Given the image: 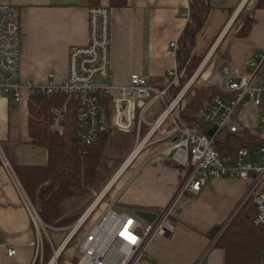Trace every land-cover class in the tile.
<instances>
[{
	"label": "built area",
	"instance_id": "2783aa9c",
	"mask_svg": "<svg viewBox=\"0 0 264 264\" xmlns=\"http://www.w3.org/2000/svg\"><path fill=\"white\" fill-rule=\"evenodd\" d=\"M110 13V8L103 5L88 9L87 43L69 49L67 72L62 80L56 82L53 74L49 73L43 83H24L18 78L21 55L20 10L15 5H0L2 95L18 104L28 101L31 95L44 98L63 96L64 101L50 109L47 124L49 134L58 137L65 135L66 118L70 110H73L77 147L82 154L109 130L134 133L137 142L125 161L130 160L126 166L128 168L143 155L134 175L146 162L154 158L170 162L183 175L176 196L166 207L155 212L156 216L151 223L145 222L141 225L134 213L116 212L113 209L115 200L108 202L98 219L77 242L75 264H146L139 259L146 253L150 243L156 238L169 237L174 233L175 227L171 219L178 200L186 194L197 195L204 183L210 179L248 182L245 200L249 199L254 206L252 224L255 227H264V50L249 58L243 69L225 67L221 74H210L212 85L221 88L224 96H214L206 109L199 114L200 123L206 130L204 133H196L172 116L174 110L181 109L183 97L194 76L173 96L169 95V91L177 84L176 65L165 72L162 88L151 85L146 77L138 73L130 74L127 82L123 84L113 81ZM176 47L177 43L170 44L173 52ZM209 57L196 71L195 78L202 72ZM165 97H171L170 101ZM158 104L165 109L156 117ZM246 105H252L256 109L253 131L257 134L258 144L251 148L257 147L258 152L253 161L250 160L253 158L249 153L251 148H240L232 157H223L214 145L222 134H234L245 128L238 116ZM154 115L153 123L149 124L148 117ZM168 118L169 128L163 130ZM145 127L148 129L141 136ZM212 127H215V132L212 136H207V131ZM1 155L0 149V158ZM3 164L7 167V163ZM16 187L34 228L38 230L39 225L41 229L46 227L24 190L18 184ZM109 188H105L100 194L101 199ZM97 200L98 197L75 225L69 228L60 246L66 241L64 248L84 226L98 206V203L94 205ZM76 226L78 227L75 228ZM34 244L39 248L41 257V238L40 242ZM14 253L13 248L6 251L8 257Z\"/></svg>",
	"mask_w": 264,
	"mask_h": 264
},
{
	"label": "crops",
	"instance_id": "0c3cea01",
	"mask_svg": "<svg viewBox=\"0 0 264 264\" xmlns=\"http://www.w3.org/2000/svg\"><path fill=\"white\" fill-rule=\"evenodd\" d=\"M3 4L20 10L19 81L43 83L49 73L56 82L62 80L69 49L87 43L88 0H0ZM98 4L111 11L113 81L123 84L130 74L138 73L162 88L165 72L176 65L170 44L177 43L187 22L188 0H126L123 7L111 6L110 0H99ZM209 4L208 18L196 36L195 55L206 54L207 60L215 52L221 56L218 61L229 63L221 71L225 67L243 69L249 57L264 50V0H209ZM246 19L250 20V29L245 37L238 38L236 34ZM218 61L209 74L215 73ZM27 102L18 104L0 93V148L4 158H0V264H40L39 248L34 244L40 242V230L34 228L23 206L16 187L20 182L12 169L13 164L40 166L47 161L46 150L34 145L27 135ZM165 163L154 158L121 188L117 182L110 196L114 206L121 204L131 210L136 206L150 212L166 207L176 196L183 175L171 163ZM248 186V182L237 179L207 180L202 186L203 197L216 198L219 218L212 229L194 232L176 223L171 236L150 243L146 253L154 264H221L222 252L213 247L215 236L210 235L245 201ZM71 226L65 227L67 231ZM8 248L15 250L11 257L6 254ZM260 264H264V253Z\"/></svg>",
	"mask_w": 264,
	"mask_h": 264
},
{
	"label": "trees",
	"instance_id": "16d2710c",
	"mask_svg": "<svg viewBox=\"0 0 264 264\" xmlns=\"http://www.w3.org/2000/svg\"><path fill=\"white\" fill-rule=\"evenodd\" d=\"M98 1L88 0V6L96 7L99 5ZM110 3L111 6L123 7L126 0H110ZM188 5V19L175 49L178 80L169 91L170 96L180 91L203 59L195 55L194 46L196 36L204 26L211 6L209 0H188ZM250 26V20L246 19L236 36L245 37ZM207 88L209 90L206 92L201 90L200 97H194L178 111L182 125L196 133H204L206 130L200 123L199 114L206 109L214 96H224L223 90L217 86L211 84ZM63 101V96L44 98L31 95L28 98L27 135L34 145L46 150L47 161L45 165L40 166L12 165L24 192L37 209L40 220L45 225L58 229L70 226L81 215L76 212L70 217L65 215L62 202L68 198L83 196L89 189L95 190L93 185L104 151L102 137L90 146L85 154L79 151L73 110H70L66 118L65 135L58 137L48 133L50 109ZM257 144L258 137L255 131L243 128L234 134H222L214 147L223 157H232L238 149L251 148ZM165 164L169 165L170 162ZM132 210L146 209L134 206ZM254 214V206L247 199L241 205H237L232 215L216 233L210 235L212 238L219 234L213 247L222 252L221 264H260L261 255L264 253V227H255L252 224ZM43 252L44 259H50L49 245H44ZM76 260L75 257L73 264Z\"/></svg>",
	"mask_w": 264,
	"mask_h": 264
},
{
	"label": "rangeland",
	"instance_id": "374dc122",
	"mask_svg": "<svg viewBox=\"0 0 264 264\" xmlns=\"http://www.w3.org/2000/svg\"><path fill=\"white\" fill-rule=\"evenodd\" d=\"M206 56L207 55L205 54L199 66L197 67V69L193 72V74H191L192 76L189 77L188 81L185 83L186 85L191 80V78L194 76L191 82V85L185 92V95L183 97L182 106H185V104L189 102L190 100H192L194 97H197V96L200 97L201 90L206 92L207 90H209V88L207 87L212 84L211 79L209 78L210 76L209 73L211 72L210 70H211L212 64L214 66V64H216L215 61H218V59L221 57L215 52L211 55V57H209L207 63L205 64L199 76L195 78V73L196 71L199 70L200 66L204 63L205 61L204 59L206 58ZM225 64L226 65L229 64L227 60L225 59L219 60L216 65L215 73L221 74V68ZM185 85H183V87ZM165 99H167V101L169 102L171 97H165ZM164 109L165 107L158 104L156 106V113H155L156 117L160 113H162ZM155 115L153 117H148L147 122L149 124L153 123ZM172 116L176 120L179 121V112L177 110H174L172 112ZM255 116H256L255 109L246 105L242 108L238 117L240 121L243 123V126L246 129H248V128L254 127V117ZM169 118H170V115H169ZM169 118H168L167 123L164 125L163 130H166L169 128V124H170ZM147 129L148 127H145L144 130L141 131V136H143L146 133ZM136 142H137L136 135L134 133H121L115 130H109L107 133H105L102 136V144H103L104 151H103V156L99 162V169L97 170V179H96L95 184L93 185L95 190L89 189L86 193H84L83 196H80V197L76 196V197L68 198L62 202L65 215L70 217L71 214L73 216L75 212L78 213V215L81 213V215L77 219H75V221L71 224L72 226L75 225L77 220L82 216V214L86 211V209L96 200V198L97 197L99 198L100 194L106 188L108 183H110L112 178L114 179L115 174L121 169L127 157L130 155L131 151L134 149ZM257 152H258L257 147H252L250 149V152H249L250 156L253 157L250 159L251 161H253ZM1 158L4 159L2 155H1ZM138 158L135 161H133L128 166V168L126 167V169L123 172H121L119 176L116 177L117 179L113 181L114 183L112 182L113 185L111 184L109 190L106 192L103 199L100 198L101 199L100 203L97 204L98 206L96 207L94 212L88 217L84 226L72 237V239L59 252L58 256L55 259H53L55 256V253L59 249L60 244L62 243V240L68 234L69 229L68 231L66 228H62V229L57 228V230H55L53 227H49L48 225H45L43 222H42L43 226L45 225L46 227H43L41 229L40 225L38 226V229L40 230V234H41L40 238H41L42 247H43L42 255L40 257V262H39L40 264H65V262H68V263L70 262V264L74 263L75 247H76L77 242L81 240L82 234L98 219L105 205L109 201H111L110 196L114 194L113 191L117 185V182H119L117 186L121 188L124 184V181L126 183L134 176L133 172L134 170L138 168L137 163L139 160H142L143 157L139 158V160ZM202 191H203V188L201 187L200 192L197 195L186 194L182 196L180 201L178 200L179 202L176 203L177 208H175V210L173 211V216L171 219L172 224L175 225L174 227H176V223L177 224L182 223L184 226H186L188 229H190L193 232L198 231V230L199 231L206 230L208 228L212 229V224H215L214 223L215 220L219 218L218 217L219 212L217 213L215 209L217 200L214 196H211V195L207 199H205L203 197ZM30 204L32 205L31 202ZM34 209L38 215L37 209L35 207ZM113 209L116 212L125 211L126 213L133 214L132 210L129 209V207H123L121 204L115 205ZM138 220L141 223V225L145 224V221L141 220L140 218H138ZM49 228H53L54 230L49 229ZM45 244L49 245V248L51 250V257L49 256L50 259L47 258V260L44 259V255H43ZM139 261L141 263H146V264H154L155 262V260L152 259L147 253H144L139 259Z\"/></svg>",
	"mask_w": 264,
	"mask_h": 264
},
{
	"label": "water",
	"instance_id": "95a60500",
	"mask_svg": "<svg viewBox=\"0 0 264 264\" xmlns=\"http://www.w3.org/2000/svg\"><path fill=\"white\" fill-rule=\"evenodd\" d=\"M214 132H215V127H212L207 131L206 134L207 136H212ZM133 213L135 216H137L138 218H140L141 220L147 223H151L156 216L155 212L143 211V210H136Z\"/></svg>",
	"mask_w": 264,
	"mask_h": 264
},
{
	"label": "bare ground",
	"instance_id": "6f19581e",
	"mask_svg": "<svg viewBox=\"0 0 264 264\" xmlns=\"http://www.w3.org/2000/svg\"><path fill=\"white\" fill-rule=\"evenodd\" d=\"M204 65V64H203ZM130 161V160H129ZM129 161H127V162H125L124 164H123V166L121 167V169L115 174V176H114V179L112 178V180L110 181V183H108V185H107V188H109L110 186H111V184H112V182L115 180V179H117L116 178V176L123 170H125L126 169V166H127V164L129 163ZM122 171V172H123ZM119 176V175H118ZM100 198H101V196H99V198H98V200L95 202V204L94 205H96L97 203H98V201L100 200ZM78 226H76L75 228H77ZM74 232H75V230H74ZM59 254V250L55 253V256H57Z\"/></svg>",
	"mask_w": 264,
	"mask_h": 264
}]
</instances>
